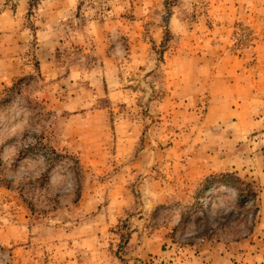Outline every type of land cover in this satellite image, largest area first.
<instances>
[{"label":"rangeland","instance_id":"rangeland-1","mask_svg":"<svg viewBox=\"0 0 264 264\" xmlns=\"http://www.w3.org/2000/svg\"><path fill=\"white\" fill-rule=\"evenodd\" d=\"M0 264H264V0H0Z\"/></svg>","mask_w":264,"mask_h":264},{"label":"trees","instance_id":"trees-1","mask_svg":"<svg viewBox=\"0 0 264 264\" xmlns=\"http://www.w3.org/2000/svg\"><path fill=\"white\" fill-rule=\"evenodd\" d=\"M46 149L47 151L44 155H45V159L48 161V164H50L56 158H59V155L52 148H46ZM228 181H233L234 183H236V185H234L233 188L237 191V196L239 199L245 200V197H248V194L250 192L248 189L249 185H245V188L241 189L240 184H243V182L238 178H233L232 175L230 174L210 176L204 181V183H202L203 192L213 189L216 185L223 186V187L230 186V183H228ZM254 196L255 194L253 193L252 197ZM210 229L212 228H206L203 233H206V231L208 233Z\"/></svg>","mask_w":264,"mask_h":264}]
</instances>
